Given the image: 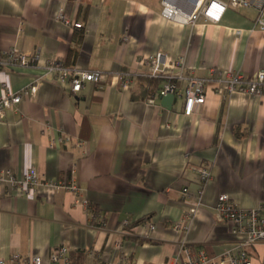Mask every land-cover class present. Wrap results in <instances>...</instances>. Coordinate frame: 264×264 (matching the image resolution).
<instances>
[{
	"label": "crops",
	"instance_id": "crops-1",
	"mask_svg": "<svg viewBox=\"0 0 264 264\" xmlns=\"http://www.w3.org/2000/svg\"><path fill=\"white\" fill-rule=\"evenodd\" d=\"M61 9L69 24L59 19ZM160 9L161 0H0V54L14 47L34 58L0 67V95L45 74L48 60L108 74L75 93L48 74L35 95L0 116V169L21 176L32 167L39 176L31 195H0V257L58 264L49 251L65 245L69 264H105L117 259V241L119 264H182L200 252L217 257L235 240L216 213L217 196L228 194L244 208L264 202V96L228 93L212 74L249 77L264 69L256 8L227 7L218 22L193 26L163 18ZM158 53L167 73L177 72L181 58L183 74L208 79L206 100L191 116L182 114V96L170 109L161 104L165 80L148 75ZM200 167L211 169L203 185ZM71 178L81 194L48 184ZM184 186L199 204L185 232L174 233ZM248 254L252 264H264V243Z\"/></svg>",
	"mask_w": 264,
	"mask_h": 264
},
{
	"label": "built area",
	"instance_id": "built-area-1",
	"mask_svg": "<svg viewBox=\"0 0 264 264\" xmlns=\"http://www.w3.org/2000/svg\"><path fill=\"white\" fill-rule=\"evenodd\" d=\"M227 7L248 8L254 7L257 15L253 22V27L264 30V0H161L160 15L168 20H173L183 25L193 26L197 21L218 22ZM58 17L65 24H69V18L64 11H59ZM77 28H82L80 22H74ZM241 30L235 32L239 34ZM34 62V58L28 57L24 52L17 48H9L0 54V67L2 66H27ZM177 72L167 73L164 70L162 54L158 53L150 60L149 77L164 79L165 83L158 91V96L173 94L175 97H183L182 114L189 117L194 112L195 105H202L206 100V90L208 79L194 75H185L183 61L181 58L174 62ZM46 73L35 78L29 85L21 88L18 92L0 95V116L6 110H15L21 100L27 96L35 95L42 83L47 79V75L52 77L53 83L60 81L67 82L68 89L75 93L78 92L85 82L100 85L107 78V73L99 70H79L63 66L57 61H47L44 66ZM213 81L219 85L220 82L226 83V91L243 92L255 97L264 96V69L254 72L247 77L240 72H223L216 69L212 70ZM183 81L184 86L180 88L178 82ZM211 81V80H210ZM128 85L125 77L123 88ZM219 87V86H217ZM150 104L155 103V97L148 98ZM77 147L82 148L83 142L78 141ZM197 182L203 185L211 177V169L200 167L197 171ZM39 184V176L34 168L29 167L21 176H16L12 171L0 169V195H31ZM54 188H64L79 195L83 192L78 187L74 179L67 182L55 181L48 182ZM181 201L185 205L183 216L172 225L174 233H183L189 227L192 217L199 204V195H192L188 188H181ZM86 205V202L84 201ZM217 215L228 222L231 233L235 240L219 256L207 258L203 253H199L195 259H187L182 264H252L248 254V248L258 243H264V202L256 206L244 208L238 206L228 194H220L216 198L214 206ZM122 227L129 225V220L121 222ZM144 226L148 230H153L152 222L147 221ZM117 249V259L109 260L105 264H119L124 257V252L120 242L115 243ZM69 249L65 245H58L50 249L49 259L58 264H69ZM0 264H41L39 256L29 255L21 257L19 254H12L10 258L0 257ZM174 264V263H168Z\"/></svg>",
	"mask_w": 264,
	"mask_h": 264
},
{
	"label": "water",
	"instance_id": "water-1",
	"mask_svg": "<svg viewBox=\"0 0 264 264\" xmlns=\"http://www.w3.org/2000/svg\"><path fill=\"white\" fill-rule=\"evenodd\" d=\"M159 99L162 105L170 109L172 104L175 102L176 97L173 94L168 93V94L160 96Z\"/></svg>",
	"mask_w": 264,
	"mask_h": 264
},
{
	"label": "trees",
	"instance_id": "trees-1",
	"mask_svg": "<svg viewBox=\"0 0 264 264\" xmlns=\"http://www.w3.org/2000/svg\"><path fill=\"white\" fill-rule=\"evenodd\" d=\"M155 87H156V82L155 81H152L151 86H150V88H148L147 92H149V93L153 92L154 89H155ZM93 210H94V212L96 214V209L93 208Z\"/></svg>",
	"mask_w": 264,
	"mask_h": 264
}]
</instances>
